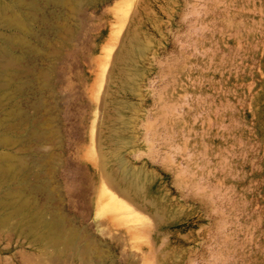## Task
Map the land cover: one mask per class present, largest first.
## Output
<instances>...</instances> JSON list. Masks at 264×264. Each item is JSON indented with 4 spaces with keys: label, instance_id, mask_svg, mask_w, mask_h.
<instances>
[{
    "label": "rangeland",
    "instance_id": "rangeland-1",
    "mask_svg": "<svg viewBox=\"0 0 264 264\" xmlns=\"http://www.w3.org/2000/svg\"><path fill=\"white\" fill-rule=\"evenodd\" d=\"M43 2L50 23L32 24L49 59L29 65L50 71L47 112L22 101L57 132L40 176L51 172L58 196L36 197L78 241L42 242L26 219L3 225L0 209V264H264V0ZM9 187L22 186L0 195Z\"/></svg>",
    "mask_w": 264,
    "mask_h": 264
},
{
    "label": "bare ground",
    "instance_id": "bare-ground-1",
    "mask_svg": "<svg viewBox=\"0 0 264 264\" xmlns=\"http://www.w3.org/2000/svg\"><path fill=\"white\" fill-rule=\"evenodd\" d=\"M43 1L8 0L9 3L7 4L0 1V27L4 30V34L0 31V34H2L0 35V186L3 187L5 184H19L22 186L19 189L18 187L16 189L9 187L4 190L0 195V209L4 210L3 225L7 224L11 218L19 217L29 222L25 226L28 228L33 227L34 235L42 242L45 240L49 242L53 238L54 241L69 240L77 243L78 237H75L74 229H67L60 210L52 208L50 205L40 206L38 204L36 196L39 194L44 195L49 203L55 201L56 196H58L51 186V172L48 174V178H46L47 176L45 178L40 176L46 174L51 162H55L52 161L55 155L47 149L49 144L57 139V132L52 128L53 123L50 122L52 120L50 117L41 119L36 115H31L28 112V104L25 106L26 103L24 102V104L22 101L24 97L32 94L38 98V101L32 104L31 108H35L38 113L47 112L46 98L44 100L41 94L44 89L51 88L50 71L49 69H34L29 65L32 62L35 65L34 58L36 57L40 60L44 57L49 59V56H47L48 51L35 44L38 36L32 24L33 22L45 23L48 21L47 16L43 14L45 12ZM45 1L58 10L72 8L75 11L81 10L88 2V0ZM60 26L62 25L58 27ZM58 27H55V30H57L55 33L59 34L63 29ZM67 29L69 28L64 30ZM5 31H10V33H5ZM71 31L72 29L69 30V33ZM73 33L71 32V34ZM64 38L67 39V36L64 35ZM137 42L136 38H132L128 44L122 61L123 75L131 74V68L135 63V55L139 51ZM45 44L49 45L48 42H45ZM58 54L60 52H56L54 57L56 58ZM8 105L11 108H5ZM49 116L51 115L49 114ZM116 120L123 122L121 116L117 117ZM112 131L114 136H119V128L115 127ZM20 151L23 153L18 154ZM26 153L37 154L39 157H34V161H29L28 159L31 158L32 160L33 156L24 155ZM118 163L123 169V178L126 182L136 188L138 187L139 190L144 187V183L148 179L141 172L135 173L132 171L126 166L127 164L123 159H120ZM34 168H39L42 171L40 170V174L36 173V170L34 171L35 176L39 174L37 177L41 179L38 180L40 185L38 187L36 185L33 189V186L30 185L33 183L29 176L34 173L32 172ZM30 186L33 191L32 189L29 191ZM48 216L51 218L47 219ZM24 231L26 230L24 229Z\"/></svg>",
    "mask_w": 264,
    "mask_h": 264
}]
</instances>
